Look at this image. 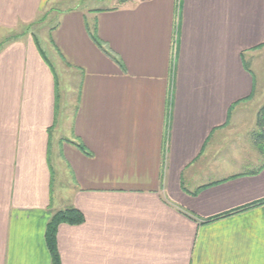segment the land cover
I'll use <instances>...</instances> for the list:
<instances>
[{
    "label": "crops",
    "instance_id": "1",
    "mask_svg": "<svg viewBox=\"0 0 264 264\" xmlns=\"http://www.w3.org/2000/svg\"><path fill=\"white\" fill-rule=\"evenodd\" d=\"M87 1L0 0V264H264V0Z\"/></svg>",
    "mask_w": 264,
    "mask_h": 264
},
{
    "label": "trees",
    "instance_id": "2",
    "mask_svg": "<svg viewBox=\"0 0 264 264\" xmlns=\"http://www.w3.org/2000/svg\"><path fill=\"white\" fill-rule=\"evenodd\" d=\"M90 33L94 41L106 52L109 56L114 58L116 61L119 60L113 56L106 48H104L103 43L97 38L95 32L90 29ZM4 42L0 43V49ZM256 126L257 130L252 133V139L254 142L255 147L259 151L260 154L264 155V105L259 109L256 118ZM78 146L86 153L89 154V151L86 150L83 144H78ZM84 221V216L81 211L73 206H69L65 209L56 211L52 214V217L47 225L46 230V242L50 249L53 264H61L60 263V256L58 252L57 246V232L58 227L62 223L67 224H80Z\"/></svg>",
    "mask_w": 264,
    "mask_h": 264
},
{
    "label": "rangeland",
    "instance_id": "3",
    "mask_svg": "<svg viewBox=\"0 0 264 264\" xmlns=\"http://www.w3.org/2000/svg\"><path fill=\"white\" fill-rule=\"evenodd\" d=\"M126 0H96V1H91V2H88L86 3V5H98V7H101V6H108V5H112V6H124L126 3H124ZM132 2H135V1H132ZM56 17H51L48 21H47V25L49 26H52L54 24V22L56 21ZM42 18H40L38 20V22L36 23L35 26L33 27H30L28 31H37L38 32V29H39V26H37V24H39L40 22H42ZM41 44L46 47V43L43 42V40H41ZM49 58L50 60L52 61L54 67H55V70H56V73H57V77H58V81H59V88H60V92H61V95H63L64 97V93L66 91L67 92V97L66 99L69 100L70 99V96L71 97H74V91L76 88H78V83H79V80H78V74H75L73 71L69 72L70 70L68 71H63V67L62 65L58 62V60L56 59V55L55 54H52L50 51H49ZM260 67H261V64H260ZM65 69V68H64ZM70 90V91H69ZM69 93H70V96H69ZM65 98V97H64ZM264 104H262L261 106H259V109L263 106ZM258 109V110H259ZM71 112V110H70ZM68 188V187H67Z\"/></svg>",
    "mask_w": 264,
    "mask_h": 264
}]
</instances>
